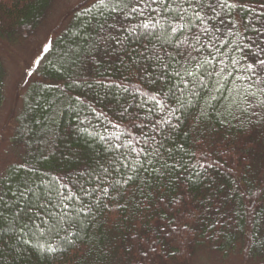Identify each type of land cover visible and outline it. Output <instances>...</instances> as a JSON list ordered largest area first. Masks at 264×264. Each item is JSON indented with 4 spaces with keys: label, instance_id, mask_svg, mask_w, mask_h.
<instances>
[{
    "label": "trees",
    "instance_id": "trees-1",
    "mask_svg": "<svg viewBox=\"0 0 264 264\" xmlns=\"http://www.w3.org/2000/svg\"><path fill=\"white\" fill-rule=\"evenodd\" d=\"M53 1L0 0V44L33 37ZM94 3L74 8L66 27L51 41L14 118L9 150L15 160L0 177L11 183L22 176L21 165H33L36 171L29 175L37 181L40 199L16 221L12 211L3 210L0 264H188L199 248L229 252L239 244L243 262L264 264V108L242 95L248 88L243 62L232 64L240 59V53L233 52L237 42L255 40L256 33L238 23L243 34L231 36L225 31L217 41L219 52L208 48L192 53L198 61L209 60L208 71L215 70L211 76H199L203 87L193 86L191 77L184 83L173 78L177 87L174 95L168 94L167 104L175 116L167 118L179 123L171 134L165 132L163 155L154 164L159 173L141 171L125 184L133 173L129 164L120 168L122 174L113 170L111 178L105 177L120 181L119 192L108 188L106 196L99 191L89 196L79 188L100 187L96 177L102 166L115 161L114 167H119L125 161L120 153L127 149L112 146L116 137L126 144L129 135L141 141L144 134H152L150 127L132 128L130 117L121 115L126 107L130 113L145 114L135 107L140 96L131 90L160 89L159 83H146L136 68L120 69L115 56H88L91 44L85 35L95 33L86 27L90 17L85 9ZM247 3L259 10L264 0ZM92 11L99 15L98 9ZM240 16L248 23L243 11ZM255 23L259 27V21ZM125 61L129 62L127 57ZM190 68L197 75L203 71L194 63ZM101 73L122 82L129 93L98 87ZM6 77L0 54V109ZM257 100L264 96L258 94ZM161 115L166 114L154 110L153 119ZM140 146L144 147L142 141ZM133 159L146 158L133 153L127 161ZM165 161L175 166L161 168ZM50 180L55 181L51 193L42 191ZM69 190L76 198L68 202L65 215L57 192ZM24 224L27 228H22Z\"/></svg>",
    "mask_w": 264,
    "mask_h": 264
},
{
    "label": "snow or ice",
    "instance_id": "snow-or-ice-1",
    "mask_svg": "<svg viewBox=\"0 0 264 264\" xmlns=\"http://www.w3.org/2000/svg\"><path fill=\"white\" fill-rule=\"evenodd\" d=\"M93 8L99 10V15L93 14ZM241 11L248 18V23H245L244 17L240 16ZM85 12L90 17L86 27L93 28L95 33L93 36L85 35V42L91 44L88 56L92 58L101 54L115 56L120 69L131 71L132 68H136L146 83L152 85L159 83L160 89L148 92L141 88L132 89V93L140 96V103L135 107L145 110V114L141 116L139 111L130 113L127 107L121 113L122 116L130 117L132 128L150 127L152 129L151 135L144 134L141 137L144 147L140 146L141 141L135 140L131 135L126 144L119 142L120 137H116L118 142L112 146L117 149H127L126 152L120 153L122 157H125V161H121L119 167H114L115 161L111 162L108 167L102 166L101 173L96 177L101 186L90 191L81 186L79 191L89 196L96 191L106 196L109 194L108 188L119 192L120 189L116 185L120 184V181L114 179L106 181L105 177L111 178L113 170L118 175L122 174L120 168H128L129 164L133 168V173L127 176L125 184L138 177L141 171L151 170L159 173L160 170L155 168L154 164L159 162L163 155L160 149L164 146V140L168 138L165 132L171 134L179 123L177 121V124H173L171 119L167 118L175 116V109H171L167 104L168 94L174 95L177 87L172 80L175 77L184 83L186 77H191L189 82L193 86L203 87L199 76L205 73L211 76L215 70L208 71L209 60L206 58L198 61L192 53H199L208 48H215L219 52L217 41L225 34V31L231 36H241L242 27L244 30L251 28L256 33L257 39L255 40L249 38L247 42H237L233 52H239L240 59H233L232 64L237 66L243 62V76L248 82V88L243 90L242 95L245 99L257 101L259 106L264 108V100H257L258 94L264 96V43L260 42V38L264 37V31H262L264 29V3H261L257 10L252 8L247 0H95V3L86 8ZM93 20L95 21L94 26ZM256 21H259V27L256 26ZM238 23L241 27H237ZM169 48L173 51H169ZM43 51L48 52L49 48L44 47ZM208 55L211 56L212 53L209 52ZM125 57L130 63L125 61ZM193 63L196 67L203 69L198 75L194 74L190 68ZM174 64L179 66L173 67ZM224 71L225 69L221 68L220 74ZM101 77L98 87H115L124 93H129V88L124 87L122 82L117 83L107 78L104 73H101ZM164 88L168 89L167 93L163 91ZM187 90L191 91V89ZM154 110L166 115L153 119ZM137 120L140 121L139 124ZM162 124L167 125V129L161 127ZM113 127L119 126L113 125ZM101 139L104 138L101 137ZM133 153L136 157L143 155L146 159H133L128 162L127 158ZM150 155L155 156L156 160H148L147 157ZM146 164L148 167L145 166ZM174 166L168 165L166 161L161 163V168ZM21 168L23 169L22 176H15L11 183H6L5 179L0 177V220L4 218L3 210L12 211L13 220H18L26 215L29 207H36L34 200L40 199L37 195V181L29 175V173H35V167L21 165ZM39 183H44L43 177L40 178ZM54 183L55 181H48V185L42 191L51 193L50 186ZM104 183H107L108 187H103ZM62 187L66 186L62 185ZM57 195L61 206L65 209L64 214L67 215L68 202L76 197L70 190L58 191ZM21 203L24 207H20ZM40 207L44 208L45 205L40 204ZM29 219L31 220L32 217ZM27 226L24 224L22 228H27Z\"/></svg>",
    "mask_w": 264,
    "mask_h": 264
},
{
    "label": "rangeland",
    "instance_id": "rangeland-1",
    "mask_svg": "<svg viewBox=\"0 0 264 264\" xmlns=\"http://www.w3.org/2000/svg\"><path fill=\"white\" fill-rule=\"evenodd\" d=\"M93 1L95 0H54L46 19L33 37L0 44V54L7 72L4 100L0 109V173L15 160V153L9 150L14 118L21 109V102L34 70L46 53L43 48H49L51 41L66 27L74 8ZM240 248L239 244L229 252H224L202 247L196 250L188 264H255L251 260L242 261L238 254Z\"/></svg>",
    "mask_w": 264,
    "mask_h": 264
}]
</instances>
